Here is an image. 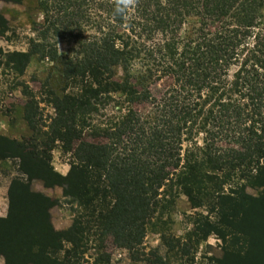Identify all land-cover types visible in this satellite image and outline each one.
Instances as JSON below:
<instances>
[{
  "label": "trees",
  "instance_id": "1",
  "mask_svg": "<svg viewBox=\"0 0 264 264\" xmlns=\"http://www.w3.org/2000/svg\"><path fill=\"white\" fill-rule=\"evenodd\" d=\"M114 7L45 5L44 43L6 55L19 76L33 57L58 64L59 85L56 93L43 82L54 117L40 142L0 136V161L17 162L26 177L8 189L0 253L7 264H83L97 243L92 264H110L107 241L133 262L185 264L215 235L225 246L217 264H264V1L139 0L127 20ZM188 19L196 23L182 37ZM50 32L73 44L66 55L45 41ZM39 115L31 97L23 116L31 131ZM56 144L71 157L64 177L50 167ZM32 179L61 187L80 209L67 231L52 229L53 203L30 192ZM247 185L260 195H247ZM180 196L198 214L175 236L167 226ZM149 230L163 255L143 249Z\"/></svg>",
  "mask_w": 264,
  "mask_h": 264
},
{
  "label": "rangeland",
  "instance_id": "2",
  "mask_svg": "<svg viewBox=\"0 0 264 264\" xmlns=\"http://www.w3.org/2000/svg\"><path fill=\"white\" fill-rule=\"evenodd\" d=\"M56 2L57 0H0V18L5 22V28L0 30V49L2 52L0 55V136L10 140L20 142L23 138H34L37 142H40L38 136L47 131V125L50 123V119L54 117V110L49 100H47V90L44 88L43 82L48 81L51 89L58 93L56 87L59 85V80L57 79L58 74L55 72L58 69V64L51 63L46 59L39 61L33 57L24 74L19 76L10 69V66L5 65V61L8 53L27 51L30 40L44 43L41 34L47 26L45 25L44 16L45 5L51 10ZM194 23H196L195 19L187 20L181 29L180 34L182 37L188 36ZM45 41L55 44L57 54L61 57L66 55L73 46L68 40L56 39L55 36H52V32L48 34ZM233 71L234 69H232L231 73ZM31 97L35 100L37 112L40 114L37 117L39 119L38 130L34 131L28 128L23 118L25 104ZM115 110L113 111L115 112ZM102 114L103 116L98 118V120L101 123H105V118L111 115L112 112L109 108ZM202 138V136L197 138L199 145H202ZM59 147L60 145L56 144L51 152L50 167L54 173L64 177L70 169L71 157L69 154H63ZM187 147L188 143H183V151ZM17 165V162L13 160L0 161V220L6 219L8 215L7 193L11 181L17 178L26 182V177L17 172ZM232 182L228 183L225 193L235 185L236 180L234 179ZM239 183L242 185L246 182L244 180V182L241 181ZM247 186L244 188V192L247 195L253 198H257L260 195L261 189ZM29 190L33 194L52 201L53 205L48 210V216L51 227L56 232L67 231L74 219L77 218V212H81L76 204H72L70 200L63 197L62 188L59 186L47 188L40 180L32 179L29 182ZM196 214L198 213L190 210L185 197L180 196L176 201L175 213L172 214L171 224L167 226L169 233L175 236H182L184 232L191 228ZM204 215H206V211H204ZM211 220H214V216ZM104 243L110 264H144L140 261L133 262L127 251L116 248L114 245H109L107 241ZM96 245L97 243L88 244L87 253L83 255V264H86V261L88 264H92L95 258L94 249ZM162 245L159 235L151 230L147 232L143 239L145 252L155 249L163 255L165 250ZM224 247V244L217 236L211 235L206 242L199 243L193 262L190 261L185 264H217L216 262L221 261L223 258L222 249ZM236 247L239 250L241 248L239 245ZM14 262L17 263V260ZM0 264H7L6 257L2 253H0Z\"/></svg>",
  "mask_w": 264,
  "mask_h": 264
},
{
  "label": "clouds",
  "instance_id": "3",
  "mask_svg": "<svg viewBox=\"0 0 264 264\" xmlns=\"http://www.w3.org/2000/svg\"><path fill=\"white\" fill-rule=\"evenodd\" d=\"M139 0H115L114 15L127 20L137 7Z\"/></svg>",
  "mask_w": 264,
  "mask_h": 264
}]
</instances>
